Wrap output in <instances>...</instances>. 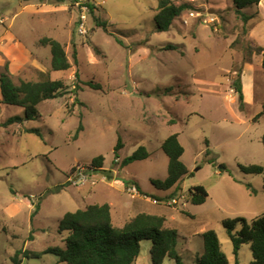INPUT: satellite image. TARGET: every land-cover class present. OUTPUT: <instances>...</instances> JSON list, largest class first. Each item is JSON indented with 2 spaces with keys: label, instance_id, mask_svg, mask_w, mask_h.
Instances as JSON below:
<instances>
[{
  "label": "rangeland",
  "instance_id": "1",
  "mask_svg": "<svg viewBox=\"0 0 264 264\" xmlns=\"http://www.w3.org/2000/svg\"><path fill=\"white\" fill-rule=\"evenodd\" d=\"M173 1L192 8L170 31L158 32V0H94V15L109 23L108 32L90 14L88 33L82 34L75 0H0V76L8 65L16 83L50 77L68 88L65 96L39 106L41 117L11 125L5 123L25 118L26 112L3 104L0 93V264H14L18 251L63 248L68 233L60 232L59 223L69 212L113 199L130 200L133 193L127 189L90 192L91 186L109 181L108 176L120 185L133 180L151 196L142 212L165 216L166 225L177 230L183 264H198L204 254L203 234L209 230L217 232L230 264H236L222 222L251 221L264 213V174L241 169L264 167V114L258 118L264 106V74L258 65L246 68L250 60L262 63L261 55L249 56L248 46L264 47V2L245 10L255 18L244 35L233 0ZM44 37L62 43L70 70L52 71L51 50L39 44ZM76 72L81 79L78 93ZM239 72L248 105L245 98L241 105L232 88ZM89 82L102 89L91 88ZM80 124L84 130L74 140ZM173 134H179L185 148L182 160L192 174L176 192L152 183L168 177L169 158L162 145ZM119 141L123 148L117 157ZM140 147L150 157L122 168L123 160ZM100 156L105 157L106 173L89 169ZM77 167L98 177L96 185L75 184L71 179ZM195 186L209 193L203 205L188 203ZM134 211H127L124 220L134 217ZM121 212L115 210V225L121 224ZM151 248L150 242L142 243L137 264H153ZM20 259L22 264H58L53 254ZM238 259L240 264L251 263L250 245L242 247ZM163 264L177 263L166 259Z\"/></svg>",
  "mask_w": 264,
  "mask_h": 264
},
{
  "label": "trees",
  "instance_id": "2",
  "mask_svg": "<svg viewBox=\"0 0 264 264\" xmlns=\"http://www.w3.org/2000/svg\"><path fill=\"white\" fill-rule=\"evenodd\" d=\"M58 1L62 2L63 0ZM77 1L75 0V3ZM261 2L262 0H233L235 13L243 22L244 35L249 34V23L255 18L254 15L246 13L245 10L259 6ZM88 5L96 25L108 32L109 23L94 15L95 5ZM191 8L192 6L187 3L177 5L173 0H158V12L155 16L156 31H170L174 22ZM117 42L124 45L123 41L118 38ZM39 44L50 48L51 69L53 72L68 71L72 68L65 47L58 40L44 37L39 41ZM248 49L249 56L252 57L254 54L262 56V69L264 72V47H253L249 43ZM74 60L77 63L76 51L74 52ZM75 77L74 92L78 93L81 89L80 74L76 72ZM88 85L96 90L102 89L100 84L94 82H89ZM232 88L238 94L241 105H244L241 72L238 73ZM0 93L3 104L21 107L26 112L25 118L15 117L5 123V125H11L15 123L22 124L25 120H34L41 117L39 106L45 101L65 96L68 93V88L63 81L52 80L50 77L37 82L20 80L19 83H16L7 65L6 73L0 76ZM263 114L264 106L258 118ZM83 130L84 126L80 124L74 140L79 138ZM25 132L41 135L39 130L34 129H26ZM262 142L264 144V135ZM122 148L123 143L119 141L115 149L116 155ZM162 149L169 158L168 177L165 180H153L152 183L159 190L181 191V183L192 174L182 160L185 148L179 140V134L169 136L164 141ZM210 154L211 150L208 149L206 155ZM149 157L148 150L145 147H140L133 155L123 160L122 168L137 161L147 160ZM104 164L105 157L100 156L92 161L89 169L106 173ZM223 169L226 171L225 167ZM241 169L249 175L264 174V167L259 165L242 166ZM75 171L76 169H73V174ZM107 179L112 180V177L108 176ZM127 184L133 185L135 183L127 181ZM247 187L252 190V193H256L252 185L248 184ZM137 189L143 196L151 197L141 191L139 187ZM188 195L189 202L196 206L205 204L209 197L207 189L203 186L190 188ZM39 210L40 205L38 204L36 212ZM166 222L165 216L141 213L131 218L123 227H118L113 223L109 204L91 205L83 210L67 213L60 221V232L68 233L63 240V248L54 247L43 253L30 250L18 251L12 258V262L22 264L21 255H23V258L30 259L41 258L43 254H53L58 258V264H136L141 254L142 243L150 242L152 244L150 254L153 264H163L166 259L174 260L177 264H183L177 249L179 234L177 230L168 227ZM222 225L233 244L236 264H240L238 254L244 245H250L253 256L250 264H264V213L251 221L245 218L226 219L222 222ZM203 239L204 254L198 260V264H230L215 230L205 232Z\"/></svg>",
  "mask_w": 264,
  "mask_h": 264
},
{
  "label": "crops",
  "instance_id": "3",
  "mask_svg": "<svg viewBox=\"0 0 264 264\" xmlns=\"http://www.w3.org/2000/svg\"><path fill=\"white\" fill-rule=\"evenodd\" d=\"M264 0H262V2L260 3V7L262 6ZM263 8V7H262ZM254 64V65H253ZM259 66L260 69L262 70L263 72V69H262V63H248L246 68H254L253 66ZM15 63H11V70H12V73L15 72ZM245 68V69H246ZM264 74V72H263ZM244 82V81H243ZM244 84V83H243ZM252 91L255 92V85L252 86ZM243 93H244V98L246 100V104L248 105L250 100H248V94L246 92V85L244 84L243 85ZM118 179L116 178H113L112 180H109L107 182H100L98 185L96 186H91L90 187V192L94 191V192H98V190H102V191H106L108 190L109 192L112 190V189H115V190H118V192H126V187H127V181L124 182L122 185L118 184L117 183ZM129 182H133L135 183L136 187H138V184L136 182H134L133 180H128ZM99 186H102L101 188L97 189ZM97 187V188H96ZM97 189V190H96ZM138 190V189H137ZM117 196V195H116ZM150 200L151 198L149 197H146V196H143L139 191H138V194L135 195L133 194V196H131V199L130 200H125L124 202H121V203H118V202H115L116 200H111L109 202H106L105 204H109L110 207H111V211H112V218H113V223L115 225V220H114V213H115V210L118 211V209L120 210L121 209V213H117V216H118V219H119V222L121 221V224L119 223L118 227H123L126 222H128L130 219L128 220H124L126 215H127V211H131V210H136L134 211L135 213V216H137L138 214H141V213H145V212H142L144 211V206H146L147 204L150 203ZM190 203V202H188ZM97 205V204H96ZM99 205H103V204H99ZM146 214H149V213H146ZM151 215H154V214H151ZM134 216V217H135ZM133 218V217H132ZM137 264V262H136Z\"/></svg>",
  "mask_w": 264,
  "mask_h": 264
},
{
  "label": "built area",
  "instance_id": "4",
  "mask_svg": "<svg viewBox=\"0 0 264 264\" xmlns=\"http://www.w3.org/2000/svg\"><path fill=\"white\" fill-rule=\"evenodd\" d=\"M88 4H93L94 0H78L75 3V7L78 9L79 11V32L82 34H87V23H88V17L90 15V8ZM212 22H216V19H212ZM205 23H208V19L205 20ZM74 179L73 182L75 184H87L88 182L92 183L93 185H96V181L98 182V177L96 176H92V174H90V172L88 171V169H86L85 167H77L76 171L73 174ZM97 178V179H96ZM107 180V179H105ZM128 193L130 194H137V188L135 187V185H127L126 187ZM173 203H176V200H173Z\"/></svg>",
  "mask_w": 264,
  "mask_h": 264
}]
</instances>
